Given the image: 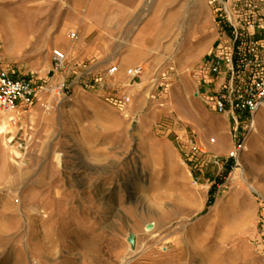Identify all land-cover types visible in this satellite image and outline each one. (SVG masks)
<instances>
[{
    "label": "rangeland",
    "instance_id": "obj_1",
    "mask_svg": "<svg viewBox=\"0 0 264 264\" xmlns=\"http://www.w3.org/2000/svg\"><path fill=\"white\" fill-rule=\"evenodd\" d=\"M78 1L0 0V68L32 77L46 97L17 125L5 127L10 115L0 111V264H264V109L251 132L239 129L245 148L235 162L233 120L198 99L195 83L202 63L231 47L230 17L264 20V4L155 7L154 82L118 93L129 101L114 106L105 95L124 88L104 93L83 79L66 98L55 90V74L73 80L66 68L49 71L52 49L79 40L71 37ZM111 28L116 61L125 33Z\"/></svg>",
    "mask_w": 264,
    "mask_h": 264
},
{
    "label": "crops",
    "instance_id": "obj_2",
    "mask_svg": "<svg viewBox=\"0 0 264 264\" xmlns=\"http://www.w3.org/2000/svg\"><path fill=\"white\" fill-rule=\"evenodd\" d=\"M79 1L78 4L76 2L74 5L76 21L72 23V27L77 30L79 40L73 45L59 43L63 44L65 52L69 56L65 76L73 77L72 82L67 87L74 88V84L86 79L88 83L85 87L91 90L106 93L111 88L114 91L115 86L119 89L124 88L125 90L121 92L117 90L118 92L112 94L113 96L111 94L105 95L110 104L112 103L114 106L120 104L121 106L124 102L119 100L122 95L118 93L135 92L136 89L147 87L154 82V54L156 53L154 50V22L157 20L154 16V8L166 7L170 4L168 3L170 0H161V3H158L157 0L155 2L154 0H118L119 7L116 11H109L110 5L104 0H86L81 1L82 4H79ZM188 1L198 4L205 0ZM111 24L118 25L119 32L125 33V42L120 43L119 58L116 61L112 60V53L107 51L108 43L106 40L108 37L110 40L113 37L109 33V30H112ZM206 25L207 22L202 21L201 30H204ZM87 39L90 40L87 42ZM210 53L212 52L210 51ZM94 58L98 64L85 66ZM209 60L210 58L202 63L203 69L199 70L195 81L198 88L196 95L198 94V99H204L206 103H209V93L216 91L219 86L214 75L206 69ZM115 63L118 69L115 73L110 74L107 65ZM137 65L143 67L142 74L128 75L126 72L128 67ZM61 76V74H55L53 80L57 83L65 82L66 77L61 80ZM132 83H135L136 86L130 89L128 86ZM41 96L42 94L37 95L34 103L30 106L33 107L30 114L40 112L39 103L46 101V97ZM62 96L66 98V93ZM25 111L26 109L21 112ZM28 128L31 127L28 126ZM198 130L202 134L201 139L205 140L207 128L202 126L198 127ZM211 131L219 136L224 129L213 125ZM262 192L264 194V190Z\"/></svg>",
    "mask_w": 264,
    "mask_h": 264
},
{
    "label": "built area",
    "instance_id": "obj_3",
    "mask_svg": "<svg viewBox=\"0 0 264 264\" xmlns=\"http://www.w3.org/2000/svg\"><path fill=\"white\" fill-rule=\"evenodd\" d=\"M233 3L236 8L243 5L259 10L264 4L260 0H234ZM229 22L232 28L231 47H220L213 53L206 69L219 82L218 89L209 93L211 107L219 113L227 114L235 124L234 137L237 143L229 158L238 162L245 141L239 129L251 132L256 125L258 112L264 109V20L251 12L250 15H238L235 20L231 16ZM71 37L77 38V32H72ZM51 54L52 69L49 72L56 73L66 68L67 54L63 49L55 47ZM117 69L118 66L114 65L108 72L113 74ZM126 72L130 76H137L142 74L143 67H129ZM67 88L66 83L62 82L56 84L55 90L58 94H64ZM40 90L44 88L38 87L32 77H20L14 71L0 68V111L10 115L12 125L19 123L21 111L34 103ZM122 100L126 103L129 97L123 96ZM19 148H23V143ZM194 150L198 154L207 153L202 147L194 146ZM209 161L218 164L220 160L214 156Z\"/></svg>",
    "mask_w": 264,
    "mask_h": 264
},
{
    "label": "water",
    "instance_id": "obj_4",
    "mask_svg": "<svg viewBox=\"0 0 264 264\" xmlns=\"http://www.w3.org/2000/svg\"><path fill=\"white\" fill-rule=\"evenodd\" d=\"M152 226H153L152 224L147 225V229H149ZM128 242L131 244V246L135 245V235L134 234L129 235Z\"/></svg>",
    "mask_w": 264,
    "mask_h": 264
},
{
    "label": "bare ground",
    "instance_id": "obj_5",
    "mask_svg": "<svg viewBox=\"0 0 264 264\" xmlns=\"http://www.w3.org/2000/svg\"><path fill=\"white\" fill-rule=\"evenodd\" d=\"M9 119H10V118L8 117V118H5V119L3 120V123H4L5 127L8 126L9 124H12V123L10 122ZM260 123H261V122H260ZM5 129H6V128H5ZM244 148H245V146H244ZM42 213H44L43 210H40V211L38 212L39 215L42 214ZM38 214H37V215H38ZM45 217H46V215H45Z\"/></svg>",
    "mask_w": 264,
    "mask_h": 264
},
{
    "label": "trees",
    "instance_id": "obj_6",
    "mask_svg": "<svg viewBox=\"0 0 264 264\" xmlns=\"http://www.w3.org/2000/svg\"><path fill=\"white\" fill-rule=\"evenodd\" d=\"M215 189V187L212 188V190Z\"/></svg>",
    "mask_w": 264,
    "mask_h": 264
}]
</instances>
